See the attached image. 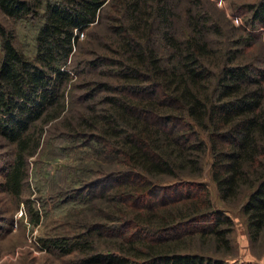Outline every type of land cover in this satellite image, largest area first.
<instances>
[{"label": "trees", "instance_id": "trees-1", "mask_svg": "<svg viewBox=\"0 0 264 264\" xmlns=\"http://www.w3.org/2000/svg\"><path fill=\"white\" fill-rule=\"evenodd\" d=\"M108 1L0 0L5 17L37 21L31 56L0 26V138L12 145L1 188L19 198L27 159L48 134L45 126L57 124L60 133L50 130L82 139L117 168L67 190L85 203L87 194L106 186L96 194L104 221H86L71 237L40 239L44 250L77 252L81 264H226L179 251L174 239L208 221L207 229L194 231L199 243L207 234L215 248L229 247V217L192 181L206 156L219 198H242L249 242L264 231V74L251 63L233 64L237 50L211 47L206 34L220 38L221 29L210 28L200 0L186 1L179 34L170 25L169 0ZM112 4L119 13L104 15L111 19L108 43L100 46L105 52L79 58V35L99 25ZM245 7L246 23L264 26V0ZM72 85L80 92L71 94ZM74 102L80 108L73 110ZM107 232L98 248L92 235Z\"/></svg>", "mask_w": 264, "mask_h": 264}, {"label": "rangeland", "instance_id": "rangeland-1", "mask_svg": "<svg viewBox=\"0 0 264 264\" xmlns=\"http://www.w3.org/2000/svg\"><path fill=\"white\" fill-rule=\"evenodd\" d=\"M186 1L188 0H169L172 9L170 25H173L174 30L176 29V34H179L184 28L182 16ZM200 1L208 17L207 23L210 24V28L213 25H218L221 29L222 37L220 38H216L212 32L206 34L207 40L212 42L211 47L237 50L233 64L251 63L264 74V26L250 27L246 23L250 12L245 7L261 0ZM193 11L196 10L193 8ZM118 13L116 6L112 4L109 9L106 8L102 12L103 18L99 25L90 26L85 33L79 35L81 49L79 58H88L91 51L105 52L104 49H100V46L107 42L108 28L106 26L111 19L105 18L104 15L113 17ZM36 23V19H10L0 12V26L13 32L15 45L28 56L32 55ZM248 35L251 39L248 40L249 43L245 44L243 39ZM234 38H240L242 43H237L234 46H231V43L227 44V41ZM158 47L159 44L157 43V46L155 44V48L158 49ZM75 57L77 58V56ZM71 81L73 84L78 79H74L72 76ZM73 88L72 85L71 94L80 92L72 91ZM72 106L74 110V107L78 105L74 102ZM51 126L59 133L62 130L57 124H51ZM51 126L49 124L45 126V129L49 130L48 134L41 141L40 148L27 159L26 179L19 198L13 197L1 188L3 174L12 158V145L0 138V264H81V254L72 252L68 255H61L55 251L44 250L39 240L63 236L71 237L82 232L79 226L86 221L98 224L104 221L98 217L99 212L96 208L100 201L96 194L104 190L106 186H99L92 190L90 195L87 194L85 203L69 198L71 194L67 190L75 187L77 180L93 181L99 178L97 171H108L112 167L117 168V166L108 160L102 161L105 159L96 156L94 147L92 149L86 147L82 139L67 140L56 131H51L53 129ZM49 134L52 135L49 136ZM90 145L93 146V143L91 142ZM208 164L209 157L206 156L202 161L201 175L192 181L203 184L212 208L229 217L231 221V224L227 226L229 228V247L228 249L215 248L207 234L204 237L205 243L200 244L198 232L194 231L203 227L207 229L209 226L208 221H202L194 227L192 226L193 232L190 235L179 231L182 232L180 237L174 239L180 242L179 251H198L211 257L220 258L226 264H247L249 262L264 264V231L256 242H249L245 229V218L240 211L242 198L229 202L222 201L210 179ZM167 182L172 184L173 180ZM175 194L177 195V193L168 195V198ZM86 201L91 205L87 207ZM92 236L98 248H100L98 242L110 237L108 232L105 235L96 236L93 234Z\"/></svg>", "mask_w": 264, "mask_h": 264}, {"label": "built area", "instance_id": "built-area-1", "mask_svg": "<svg viewBox=\"0 0 264 264\" xmlns=\"http://www.w3.org/2000/svg\"><path fill=\"white\" fill-rule=\"evenodd\" d=\"M247 264H255V263L249 262V263H247Z\"/></svg>", "mask_w": 264, "mask_h": 264}]
</instances>
